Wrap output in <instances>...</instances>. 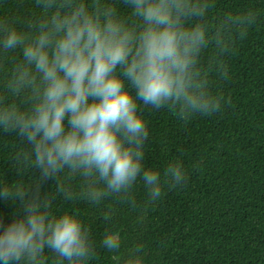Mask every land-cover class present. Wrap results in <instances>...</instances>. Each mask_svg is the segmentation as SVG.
I'll return each instance as SVG.
<instances>
[{"label":"trees","instance_id":"obj_1","mask_svg":"<svg viewBox=\"0 0 264 264\" xmlns=\"http://www.w3.org/2000/svg\"><path fill=\"white\" fill-rule=\"evenodd\" d=\"M0 264H264V0H0Z\"/></svg>","mask_w":264,"mask_h":264}]
</instances>
